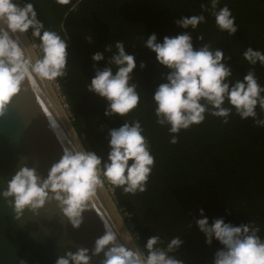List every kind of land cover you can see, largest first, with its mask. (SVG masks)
Here are the masks:
<instances>
[{"label": "trees", "instance_id": "trees-1", "mask_svg": "<svg viewBox=\"0 0 264 264\" xmlns=\"http://www.w3.org/2000/svg\"><path fill=\"white\" fill-rule=\"evenodd\" d=\"M14 2L21 7L32 3L44 29L67 40V74L57 81L67 115L85 150L107 162L109 131L120 128L125 121L141 123L154 157L146 191L133 195L105 181L136 244L143 249L149 238L158 235L163 241L158 247H166L179 236L182 245L171 253L174 258L183 264H213L222 245L215 239L211 245L206 243L196 224L203 218L201 210L210 226L221 218L233 226L253 222L264 240V127L256 126L251 117L241 119L234 109L227 124L205 113L201 124L177 134L170 133L169 126L158 125L153 97L158 86L167 82L170 70L161 66L156 54L142 42L152 34L162 43L165 36L187 32L194 49L208 43L223 51L226 59L222 62L232 70L230 81H243L246 72L252 70L264 87V66L243 59L249 47L264 52V0H219L217 10L227 5L235 17L238 31L234 35L217 27L211 0H70L67 5L57 4L56 0ZM201 14L205 22L196 30L183 29L176 23ZM200 34L204 41L197 39ZM27 36L42 55L40 41L32 37L31 29ZM117 41L123 42L126 53L135 57L131 82L138 86L141 97L137 108L123 118L106 116L108 101L87 88L97 69L110 66L112 53L106 51V46L112 45L115 51ZM96 53L104 56L98 63L92 59ZM229 106L226 101L225 107ZM256 112L259 119H264L259 106ZM172 136H177L176 144L170 143Z\"/></svg>", "mask_w": 264, "mask_h": 264}, {"label": "clouds", "instance_id": "clouds-1", "mask_svg": "<svg viewBox=\"0 0 264 264\" xmlns=\"http://www.w3.org/2000/svg\"><path fill=\"white\" fill-rule=\"evenodd\" d=\"M56 3L67 5L70 0H56ZM218 3L219 0H211L217 27L229 35L236 34L235 17L227 5L217 10ZM201 7L208 10L205 5ZM203 22L202 14L176 21L179 27L193 30ZM30 29L32 37L40 41L38 47L42 55L39 58L26 56L19 39L14 40L10 35H24ZM197 39L204 41V36L200 34ZM142 42L156 54L157 62L170 70L167 82L158 86L153 97L158 125L169 126V132L177 134L201 124L205 113L222 118L227 124L234 109L241 119L251 117L256 126L264 127V119H259L256 112L257 106L264 112V87L258 83L254 71L248 70L243 81H230L232 70L222 62L226 59L223 51L217 47L213 49L208 43L194 49L192 37L187 32L175 37L165 36L162 43H158L157 36L152 34ZM67 46V40L55 31L44 29L32 3L21 7L14 0H0V118L6 115L26 80L31 83L33 77H38L55 81L66 76ZM114 48L115 51L112 45L106 46V51L112 53L108 61L110 66L97 69L87 88L108 101L106 116L123 118L137 108L141 97L138 86L131 82V74L136 68L135 57L126 53L121 41H117ZM92 59L98 63L104 56L96 53ZM243 59L251 65L259 62L264 66V52L251 47L244 51ZM226 101L229 107H225ZM142 133L138 120L125 121L120 128L109 131L107 162L82 147L79 151L65 150L59 161L51 166L46 179L41 178L34 167L22 166L2 196L14 208L18 219L26 210L38 214L48 201H55L73 228H79L83 213L97 191L104 188L105 181L133 195L146 191L154 157ZM177 142V136H172L170 143ZM200 215L203 218L196 224L205 235L206 243L211 245L215 239L222 245L215 253L213 264H264V240L258 235L259 226L253 222L233 226L222 218L215 219L210 226L203 210ZM122 238L124 244L119 243L116 233L106 227L104 234L95 240L91 255L89 249L78 248L75 253L68 251L58 257L55 264H91L92 256L101 253L104 255L101 264H183L171 255L182 245L179 236L172 238L166 247H158L163 241L158 235L152 236L143 249L133 244L136 238L131 233L123 234ZM129 244H132L131 248L126 247Z\"/></svg>", "mask_w": 264, "mask_h": 264}, {"label": "water", "instance_id": "water-1", "mask_svg": "<svg viewBox=\"0 0 264 264\" xmlns=\"http://www.w3.org/2000/svg\"><path fill=\"white\" fill-rule=\"evenodd\" d=\"M10 35L19 39L26 56L37 58L27 33ZM81 147L85 149L49 81L26 80L0 118V264H55L58 257L78 248L89 249L91 255L106 227L116 233L119 243H125L123 234L130 231L106 186L97 191L79 228H73L55 201H48L38 214L26 210L18 219L2 196L20 167H34L46 179L65 150ZM103 259V253L92 256L91 264H101Z\"/></svg>", "mask_w": 264, "mask_h": 264}, {"label": "built area", "instance_id": "built-area-1", "mask_svg": "<svg viewBox=\"0 0 264 264\" xmlns=\"http://www.w3.org/2000/svg\"><path fill=\"white\" fill-rule=\"evenodd\" d=\"M32 44H33V49H34V51L36 53V56H37V58H39L41 55H40V53H39V51L37 49V46L33 42H32ZM49 83L52 86V88H53L56 96L60 99L61 104H62L64 110L67 112V106L64 104L63 98L61 97L59 83H58L57 79L55 81H49ZM106 188H107V191L110 192V194L112 195V192H113L112 191V188L109 187V186H107ZM119 212H120L122 218H124V216L121 213V210H119Z\"/></svg>", "mask_w": 264, "mask_h": 264}, {"label": "rangeland", "instance_id": "rangeland-1", "mask_svg": "<svg viewBox=\"0 0 264 264\" xmlns=\"http://www.w3.org/2000/svg\"><path fill=\"white\" fill-rule=\"evenodd\" d=\"M124 219V218H123ZM125 221V220H124Z\"/></svg>", "mask_w": 264, "mask_h": 264}]
</instances>
